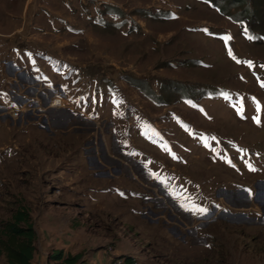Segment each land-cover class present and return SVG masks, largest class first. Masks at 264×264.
<instances>
[{
    "label": "rangeland",
    "instance_id": "rangeland-1",
    "mask_svg": "<svg viewBox=\"0 0 264 264\" xmlns=\"http://www.w3.org/2000/svg\"><path fill=\"white\" fill-rule=\"evenodd\" d=\"M32 4L0 0V33L31 26ZM90 8L102 26L90 24L91 35L70 26L61 51H38L48 56L43 62L41 56L34 77L61 84L85 111L116 118L93 122L56 111L50 92L18 118L1 112L0 136L4 127L9 137H0V146L21 150L28 171L22 174L21 163L0 170L7 182L0 189V224L23 204L41 211L44 165H57L50 153L62 156L59 166L68 165L76 148L86 156L84 166L99 160L96 169L110 172L107 185H116L103 202L111 210L73 205L77 231L63 234L69 245L63 251L81 255L77 264H111L121 255L137 264H264V41L247 38L240 24L201 0H94ZM4 12H14L13 20ZM127 78L158 93L166 78L208 94L157 105ZM34 86L31 98L38 96ZM45 125L29 134L31 143L12 134ZM41 212L32 216L39 231L46 225L38 222ZM37 238L34 264H59L52 255L61 246L43 233ZM0 264H9L4 254Z\"/></svg>",
    "mask_w": 264,
    "mask_h": 264
},
{
    "label": "crops",
    "instance_id": "crops-1",
    "mask_svg": "<svg viewBox=\"0 0 264 264\" xmlns=\"http://www.w3.org/2000/svg\"><path fill=\"white\" fill-rule=\"evenodd\" d=\"M89 1L90 2L87 3L86 0H44V3H42L43 1L41 2V0H28V2L33 3L32 7L35 8L32 15V17L35 16L33 17V24L31 26L29 25V22H25L20 25L16 24L14 28H9V31H5L6 34L3 35L2 33H0V113L3 112L4 105H19L24 103V101L30 99L31 97L28 96L27 91L29 88L35 87L34 85L40 87L36 92L38 93V96L36 94L34 98L31 99L39 101V103H37L39 106L45 102L43 101V99L47 98L46 95H48L49 92L50 94H61L67 97L65 90L61 86V84H53L51 82H47L45 80L41 81L38 78H35L34 68L38 67V65L41 63L38 61L42 55L40 54V52L38 53V51H47L51 56L53 55L52 53L56 54L57 51H61L60 48L63 45L62 38L66 37V41L71 39L70 37H67L71 36V33L69 31L70 26L75 27L74 30L76 33L82 31L87 35L92 34L91 32L93 30V26L90 27V24L93 23L92 25L97 24L102 26L101 23H104L105 21L102 19V17H100L97 11L95 13L94 11H91L90 6L93 5L94 0ZM68 2H70L71 4L69 5ZM25 5L27 6L28 3H26ZM37 7H40L39 9L41 13L35 15L37 13ZM8 13L11 16V20H13L14 12H6L5 14ZM20 16H23V14H21ZM20 16L16 15V19L20 18ZM85 16L86 20H83V18L85 19ZM106 17L108 18V14H105L104 18L106 19ZM27 19L29 20V18L25 17L23 20ZM54 21H56V23H53ZM62 21L64 25H62ZM73 36L76 38V35ZM73 41L68 42L67 46H72ZM28 43L34 44L35 47L33 48V50L29 49L27 45ZM79 44V47H73L76 48L78 53H83V45L81 43ZM85 47L87 46L85 45ZM83 54L80 53L81 56H83ZM47 56L48 55L42 56V62ZM6 92L8 93L6 94ZM87 105L88 103H83V107H86ZM55 110L60 112L63 110L69 111L70 114L74 117H83L93 122H98V120H105L106 118L109 121V119L116 118L114 113H112L111 115H103L101 112H98V110H96L94 113L90 111L87 112L82 107L78 106L75 100H72L69 103H65L64 106L58 107V109L55 108ZM37 127L36 129L28 128L23 131L17 130L12 134H16V139H18L19 141L26 139V141L29 142L30 133L38 132L37 130H40L42 128H46L47 130L48 125H45V127ZM2 131L3 136H0L1 139L2 137H9L8 129L3 127ZM29 143H31V141ZM2 145L0 146V170L6 167L12 168L13 170L16 168L17 164L21 163L23 165L21 169L22 174L23 172L28 171V162L23 163L24 154L21 152V150H17V148H15L14 146L13 147L15 148V150L12 148L9 149L10 146L2 147ZM61 149L64 148L61 146ZM55 150L60 152V145L56 146ZM76 150H78V155H76ZM82 152L83 151L81 149L75 148L72 152L71 161L69 162V164H61L62 166H59L58 164L62 159V156H58V153L52 151L50 154L57 156V165L55 162H53L54 167L51 166L50 163L44 165L47 173L46 175H44V180H40V185L46 190L45 193L38 194L42 199V205L40 204V206L41 211H43H38L37 208H30L27 205L23 204L21 205V207H18L12 212L11 219L18 212V210L28 212L30 217L29 221L32 224L36 234V239L34 242L35 246H37V236L40 235V233H43V238H46L47 241H53L54 243L59 244V246H61V250H63V248L67 249V247L65 246V244L67 245V239L66 237L63 238V234L69 235L77 231L76 229H71L76 222L73 221L75 218L72 215L73 205L76 207H84L85 209H87V211L90 212L96 208H107L103 202L106 195L111 192L110 190H114L116 185L108 186L110 184L107 179L110 178L108 177L111 175L110 172L103 171L104 173L100 174V172L96 169V167H100L101 165H103V163H100L101 165L98 164L99 160H95V166H84L83 163L85 162L84 160L86 156H84V153ZM109 154L110 153H108V155ZM122 154V158L125 159L126 155L123 151ZM95 155L97 154L95 153ZM114 159H116V157H114ZM118 160L123 163L122 159L118 158ZM91 163L94 164V161H91L90 165H92ZM77 167L79 169H76ZM89 169H93L94 171H91L90 173L88 171ZM73 170H77V172H73ZM66 174H68L69 176H67ZM3 183L7 182L3 180V177H1L0 174V189L3 185L5 186V184ZM103 183H106L105 185L107 186L103 185ZM46 186L52 188L54 192L51 193L46 188ZM25 197L30 200L29 202L34 201V199L28 195ZM98 200H100V203L98 202ZM21 202L23 201L21 200ZM107 209L111 210L112 208ZM115 211L116 210H114L113 212ZM40 212L42 214L40 215L38 222L39 224L44 223L46 225L39 231L40 227L38 225L37 229L36 223L32 221V216L36 215V213L39 215ZM189 214L192 218H201L203 216V214H201L193 217L190 212ZM64 227L66 228L65 230H63ZM75 241L76 243L79 242L78 239ZM63 243L64 245H61ZM70 244L73 245V243L71 242ZM55 251L56 250H54V252ZM34 260L35 255L32 260V264H34Z\"/></svg>",
    "mask_w": 264,
    "mask_h": 264
},
{
    "label": "trees",
    "instance_id": "trees-1",
    "mask_svg": "<svg viewBox=\"0 0 264 264\" xmlns=\"http://www.w3.org/2000/svg\"><path fill=\"white\" fill-rule=\"evenodd\" d=\"M210 4L221 14L242 27L243 34L252 41H264V0H201ZM131 85L139 88L150 101L157 105H170L182 100H199L208 91L189 82L160 79L159 93L141 79H129ZM27 211L18 210L11 220L0 224V255L6 256L9 264H32L36 246V234ZM125 264H137L132 256L121 255ZM59 264H77L81 255H65L63 250L53 253Z\"/></svg>",
    "mask_w": 264,
    "mask_h": 264
},
{
    "label": "built area",
    "instance_id": "built-area-1",
    "mask_svg": "<svg viewBox=\"0 0 264 264\" xmlns=\"http://www.w3.org/2000/svg\"><path fill=\"white\" fill-rule=\"evenodd\" d=\"M53 94V93H52ZM70 98H67L65 95L54 94L51 99L50 105L54 107H62L65 103L69 102ZM37 106L36 100H32L31 98L24 101V103L19 105H4L3 112L6 113L9 117H20L23 113L30 110V107ZM111 264H125V259L123 257H114Z\"/></svg>",
    "mask_w": 264,
    "mask_h": 264
},
{
    "label": "snow or ice",
    "instance_id": "snow-or-ice-1",
    "mask_svg": "<svg viewBox=\"0 0 264 264\" xmlns=\"http://www.w3.org/2000/svg\"><path fill=\"white\" fill-rule=\"evenodd\" d=\"M200 211H206L205 209H200Z\"/></svg>",
    "mask_w": 264,
    "mask_h": 264
},
{
    "label": "clouds",
    "instance_id": "clouds-1",
    "mask_svg": "<svg viewBox=\"0 0 264 264\" xmlns=\"http://www.w3.org/2000/svg\"><path fill=\"white\" fill-rule=\"evenodd\" d=\"M71 100L69 99V102H70Z\"/></svg>",
    "mask_w": 264,
    "mask_h": 264
}]
</instances>
